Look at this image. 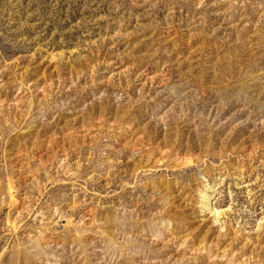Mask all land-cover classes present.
I'll use <instances>...</instances> for the list:
<instances>
[{
  "label": "rangeland",
  "instance_id": "374dc122",
  "mask_svg": "<svg viewBox=\"0 0 264 264\" xmlns=\"http://www.w3.org/2000/svg\"><path fill=\"white\" fill-rule=\"evenodd\" d=\"M255 76L264 0H0V264H264Z\"/></svg>",
  "mask_w": 264,
  "mask_h": 264
},
{
  "label": "water",
  "instance_id": "95a60500",
  "mask_svg": "<svg viewBox=\"0 0 264 264\" xmlns=\"http://www.w3.org/2000/svg\"><path fill=\"white\" fill-rule=\"evenodd\" d=\"M254 66H249L246 71H252ZM264 90V76H255L250 79V82H241L235 86L222 89L221 96L226 99V97L235 94L239 97L242 102L250 104L252 108L259 109L262 102L259 100L258 96ZM108 247V246H106ZM107 252L111 251L110 247L106 249Z\"/></svg>",
  "mask_w": 264,
  "mask_h": 264
}]
</instances>
